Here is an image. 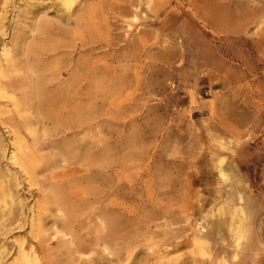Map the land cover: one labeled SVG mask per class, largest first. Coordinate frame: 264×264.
Listing matches in <instances>:
<instances>
[{"label":"rangeland","instance_id":"rangeland-1","mask_svg":"<svg viewBox=\"0 0 264 264\" xmlns=\"http://www.w3.org/2000/svg\"><path fill=\"white\" fill-rule=\"evenodd\" d=\"M70 12L0 0V117L16 126L23 113L35 130L22 195L47 199L50 263L264 264V0H78Z\"/></svg>","mask_w":264,"mask_h":264},{"label":"bare ground","instance_id":"bare-ground-1","mask_svg":"<svg viewBox=\"0 0 264 264\" xmlns=\"http://www.w3.org/2000/svg\"><path fill=\"white\" fill-rule=\"evenodd\" d=\"M57 1L59 6L63 7L64 10L69 13L70 8L78 0ZM73 14L74 11L70 12L68 17L71 19ZM76 14L79 15L78 13ZM1 56L4 59L0 60V79L4 76V71L6 69L4 63L10 58L6 46L2 48ZM26 86L29 87L27 83ZM4 90V87L0 85V99L4 98ZM18 104L13 100V107L17 111L16 115L21 117L20 112L17 109ZM7 108L6 105H1L0 103V113L2 112L3 114L5 113L10 116L11 112L7 111ZM24 116L26 117V115L22 113V121L19 119L18 125L16 126L12 124L11 117L10 119L0 117V264H51V256L48 255L49 248L47 246V243L51 240L41 241V238L47 233L40 219L41 212L45 211L47 199L44 197L45 199L43 201H35L33 205L31 206L30 204L29 207L23 200L24 198L22 195L23 189L29 192L34 186V163L36 162L37 157L36 149L33 145L35 141V130L29 129L31 128L29 124L30 122H26L27 118H24ZM222 175L223 177L228 178L226 175ZM58 195L60 194L58 193L57 196ZM57 196L53 197L51 195L53 199L60 198V196ZM233 198L239 202L241 200L239 194L236 192L233 194ZM239 213L245 215L243 207L237 206L229 215L233 218L234 215ZM25 227V236H13V233H19ZM246 228L247 227H245L244 223H240L236 228H230L228 226L233 248L231 259H237L236 257L239 254L237 251L240 249V241L243 239L245 233H247ZM197 232L199 234L201 233L199 229H197ZM216 235L219 236V242L224 243V239L220 236V233H217ZM240 235H242V237L238 243L234 237ZM8 240H11V242H9L11 244V250L7 247Z\"/></svg>","mask_w":264,"mask_h":264}]
</instances>
